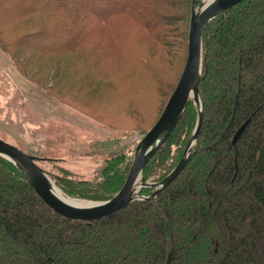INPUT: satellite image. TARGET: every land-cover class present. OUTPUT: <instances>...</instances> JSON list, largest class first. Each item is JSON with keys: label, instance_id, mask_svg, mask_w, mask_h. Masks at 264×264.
Listing matches in <instances>:
<instances>
[{"label": "trees", "instance_id": "obj_1", "mask_svg": "<svg viewBox=\"0 0 264 264\" xmlns=\"http://www.w3.org/2000/svg\"><path fill=\"white\" fill-rule=\"evenodd\" d=\"M27 1L0 0V47L27 80L51 94L54 83L45 86L44 81L59 74L63 79L72 66L49 67L39 77L35 61L49 56L50 64L53 55L75 52L86 62L85 75L74 82L81 84L80 104L87 107L99 99L98 91L85 95L89 87L108 79L107 65L132 51L126 62L140 101L151 90L166 96V104L185 62L167 86L162 70L175 58L158 71L150 58L160 53L158 44L175 45L172 38L183 34L181 22L191 17L193 0ZM61 32L70 37L59 42ZM188 37L189 30L187 44ZM202 48V125L187 164L154 196L137 198L100 219H72L54 211L19 168L0 155V264H167L169 254L168 264H264V0H243L213 18L204 29ZM42 63L41 70L48 66ZM81 87L86 91L80 93ZM135 113L98 118L107 125H130L127 117ZM197 115L190 98L145 165L146 181H161L179 162ZM134 152H110L92 179L71 172L55 157L40 155L38 163L69 196L104 200L124 184ZM46 163L60 164V173ZM154 190L144 186L139 192Z\"/></svg>", "mask_w": 264, "mask_h": 264}, {"label": "rangeland", "instance_id": "obj_2", "mask_svg": "<svg viewBox=\"0 0 264 264\" xmlns=\"http://www.w3.org/2000/svg\"><path fill=\"white\" fill-rule=\"evenodd\" d=\"M27 2L22 0L20 4L25 5ZM189 21V15L182 20L183 34L172 38L176 41L175 45L164 47L158 44L160 53L150 58V65L156 71L161 68V64L167 65L168 61L175 58L172 66L168 65V69L162 70L163 82L167 86L170 83L174 84L186 62ZM64 34L61 32L57 38L59 42L64 37H70ZM168 50L173 53L171 57L166 53ZM131 52H125L123 61H113L107 65L111 76L100 81L95 89L89 87L88 93L85 94L98 91L99 99L89 104L83 103L88 104L84 107L80 104L84 98L77 90L81 84H75L74 81L80 83L82 80L86 73L84 67L86 62L77 58V53L70 52L60 57L53 55L50 64L49 56H44L42 59L39 56V60L35 61L34 67L39 77H42V73L49 67L60 71L65 69L64 64L72 66L67 69L68 73L63 79L59 74L58 77L61 78L44 81L45 86L54 83L51 94H48L44 88L26 80L0 47V137L24 151L38 156L55 157L71 172L84 179H92L95 168L103 164L110 152L124 150L130 153V149L136 148L140 139L152 127H149L153 124L152 121L155 122L157 119L160 108L165 104L166 96L159 98L158 92L151 90L144 92L145 99L140 101L142 94L139 96V93L135 92V81L130 82L132 73L129 63L126 62L131 57ZM144 52L148 53L147 50ZM42 62L47 63L48 66L41 70ZM154 86L152 81L150 88ZM85 91L84 87L80 88V93ZM122 107L128 108L124 110ZM135 109L137 113L132 114L133 117H127L129 122H132L130 125L116 123L107 125L106 121L98 118L101 113L120 117ZM106 119L117 121L113 117ZM60 164L46 163L45 166L56 173L60 171Z\"/></svg>", "mask_w": 264, "mask_h": 264}, {"label": "water", "instance_id": "obj_3", "mask_svg": "<svg viewBox=\"0 0 264 264\" xmlns=\"http://www.w3.org/2000/svg\"><path fill=\"white\" fill-rule=\"evenodd\" d=\"M197 1L192 2L188 51L180 78L161 114L137 144L127 178L112 197L104 200H87L69 196L56 185L47 170L38 163L43 157L24 151L0 137V155L10 159L19 168L35 192L54 211L72 219H100L125 207L137 198L154 196L167 186L187 164L203 121V101L199 84L202 78L204 29L217 15L243 0H200L198 5ZM190 98L196 103L198 115L195 128L181 159L161 181H146L142 175L145 165L168 139ZM244 126L245 123L235 133L233 142L237 140ZM144 186L153 187L155 190L150 195L140 194L139 191ZM170 255H168L167 264L170 262Z\"/></svg>", "mask_w": 264, "mask_h": 264}, {"label": "crops", "instance_id": "obj_4", "mask_svg": "<svg viewBox=\"0 0 264 264\" xmlns=\"http://www.w3.org/2000/svg\"><path fill=\"white\" fill-rule=\"evenodd\" d=\"M27 80V79H26ZM26 82V81H25Z\"/></svg>", "mask_w": 264, "mask_h": 264}]
</instances>
